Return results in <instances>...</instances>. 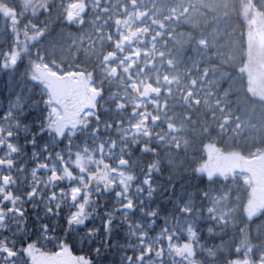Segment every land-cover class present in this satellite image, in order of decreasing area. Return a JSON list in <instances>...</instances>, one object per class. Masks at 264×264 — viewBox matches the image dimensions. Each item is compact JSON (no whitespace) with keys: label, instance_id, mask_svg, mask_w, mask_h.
Segmentation results:
<instances>
[{"label":"snow or ice","instance_id":"snow-or-ice-1","mask_svg":"<svg viewBox=\"0 0 264 264\" xmlns=\"http://www.w3.org/2000/svg\"><path fill=\"white\" fill-rule=\"evenodd\" d=\"M143 14L0 0V264H264V206L212 187L248 170L221 167L211 141L188 158L167 108L180 77Z\"/></svg>","mask_w":264,"mask_h":264},{"label":"trees","instance_id":"trees-1","mask_svg":"<svg viewBox=\"0 0 264 264\" xmlns=\"http://www.w3.org/2000/svg\"><path fill=\"white\" fill-rule=\"evenodd\" d=\"M137 3L144 13L138 24L149 28L145 44L160 31L156 51L163 50L174 62L172 69L160 66L180 77L172 86L167 108L175 123L183 125L179 134L188 142V158L199 156L202 142L211 141L215 148L210 146L208 152L221 167L249 173L243 183L238 171L229 172L227 179L217 177L213 191L226 194L230 205H243L249 211L264 206V157L254 154V149L264 146V34L256 37L254 31V24L264 21V0ZM192 80L194 85L189 83ZM190 87L199 104L185 102ZM214 100L223 103V110ZM225 115L230 119L220 127Z\"/></svg>","mask_w":264,"mask_h":264},{"label":"rangeland","instance_id":"rangeland-1","mask_svg":"<svg viewBox=\"0 0 264 264\" xmlns=\"http://www.w3.org/2000/svg\"><path fill=\"white\" fill-rule=\"evenodd\" d=\"M254 31L257 33L256 34V37H263V34H264V21H257L255 24H254ZM262 74V73H261ZM263 76V74H262Z\"/></svg>","mask_w":264,"mask_h":264}]
</instances>
